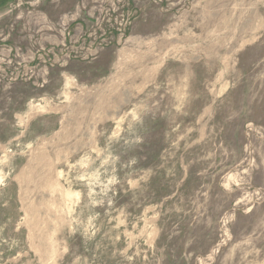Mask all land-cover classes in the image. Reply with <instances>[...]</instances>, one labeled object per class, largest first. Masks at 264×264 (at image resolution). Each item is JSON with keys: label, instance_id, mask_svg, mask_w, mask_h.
Here are the masks:
<instances>
[{"label": "rangeland", "instance_id": "obj_1", "mask_svg": "<svg viewBox=\"0 0 264 264\" xmlns=\"http://www.w3.org/2000/svg\"><path fill=\"white\" fill-rule=\"evenodd\" d=\"M0 264H264V0H0Z\"/></svg>", "mask_w": 264, "mask_h": 264}]
</instances>
